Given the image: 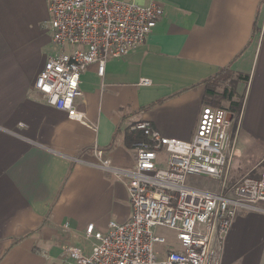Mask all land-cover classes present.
Masks as SVG:
<instances>
[{
    "label": "crops",
    "instance_id": "1",
    "mask_svg": "<svg viewBox=\"0 0 264 264\" xmlns=\"http://www.w3.org/2000/svg\"><path fill=\"white\" fill-rule=\"evenodd\" d=\"M126 1L155 2L162 17L103 75L97 64L81 74L75 104L88 125L33 87L60 52L47 0H0V264H65L71 246L90 252V224L105 230L130 219L125 178L94 165V144L113 166L131 168L136 142L126 133L136 121L191 140L202 108L217 99L209 80L222 69L234 78V99H243L228 183L264 173V0ZM223 264H264V212L236 217Z\"/></svg>",
    "mask_w": 264,
    "mask_h": 264
},
{
    "label": "built area",
    "instance_id": "2",
    "mask_svg": "<svg viewBox=\"0 0 264 264\" xmlns=\"http://www.w3.org/2000/svg\"><path fill=\"white\" fill-rule=\"evenodd\" d=\"M47 5L60 52L47 59L33 87L50 105L89 125L75 104L83 95L81 74L97 64L103 75L108 60L143 44L163 9L155 2L126 0H47ZM236 117L228 107L204 105L191 140L163 136L150 121H136L130 130H142L146 139L135 143L131 168L113 166L94 144V165L125 178L132 214L125 222L110 221L105 230L90 224V252L71 246L65 264H221L236 217L264 212V173L228 183L238 136L237 130L233 133ZM200 175L216 180L218 188L190 181Z\"/></svg>",
    "mask_w": 264,
    "mask_h": 264
},
{
    "label": "trees",
    "instance_id": "3",
    "mask_svg": "<svg viewBox=\"0 0 264 264\" xmlns=\"http://www.w3.org/2000/svg\"><path fill=\"white\" fill-rule=\"evenodd\" d=\"M225 73L228 74L229 73L228 70L222 69L216 76H214V78L210 79L209 82L212 81V83H213L214 81H217L218 79L221 80V77H223V75ZM209 92L214 94V95H217V92L215 91L214 88H209ZM218 95H219L220 102H221V100L228 101L229 110L231 112H233L236 116H239V114L241 112V108H242L243 99L241 97H240V100L234 99L237 95V93L234 89V84H232L230 87H225L223 92L221 94H218ZM214 105L225 107L223 104H219L218 100L214 101ZM144 139H146V136L144 135V132L142 130H137V131L128 130L126 133V140H127V143H129V144L134 143V142H138V141H141Z\"/></svg>",
    "mask_w": 264,
    "mask_h": 264
},
{
    "label": "rangeland",
    "instance_id": "4",
    "mask_svg": "<svg viewBox=\"0 0 264 264\" xmlns=\"http://www.w3.org/2000/svg\"><path fill=\"white\" fill-rule=\"evenodd\" d=\"M226 74L227 73H225L223 75V77H221V80L218 79L217 81H214L212 83V88H214L215 91L217 92V95L215 97L217 98L216 100L219 101V104H225V102H223V100H221V102H220L218 94H221L223 92V90L225 89V87H230L234 83L233 82L234 78H232L229 73L227 75ZM196 178L202 179L201 183H197L200 186L207 187V188L211 187V186H215V189L218 188V184H217L218 182L216 180H214L213 178L207 176V175H200V176H197ZM166 233H168L169 235H173V232H171V231H167ZM223 258H224V256H223ZM223 258L221 260V264H223Z\"/></svg>",
    "mask_w": 264,
    "mask_h": 264
}]
</instances>
